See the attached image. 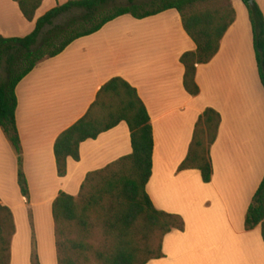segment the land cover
Returning a JSON list of instances; mask_svg holds the SVG:
<instances>
[{
  "label": "crops",
  "instance_id": "1",
  "mask_svg": "<svg viewBox=\"0 0 264 264\" xmlns=\"http://www.w3.org/2000/svg\"><path fill=\"white\" fill-rule=\"evenodd\" d=\"M61 1L44 0L36 19L66 2ZM256 1L264 13V0ZM231 3L236 20L219 52L209 63L197 64L198 96L186 91L181 62L182 55L197 46L175 9L143 19L118 17L40 62L18 84L16 120L30 198L20 192L17 156L0 127V201L12 209L16 221L18 198L35 229L32 237H22L16 223L11 264H32L34 243L40 264H57L53 201L60 192L77 196L89 173L133 152L130 129L121 122L82 142L80 161L70 157L67 175H58L57 138L88 112L101 87L114 77L136 88L151 118L153 169L146 191L158 210L185 220V231L172 230L164 237V256L147 264H264L262 226L245 228L248 209L264 180V86L248 10L241 0ZM34 28L35 21L26 20L16 2L0 0V35L24 37ZM207 108L222 117L209 150L210 183L198 169L179 171ZM47 217L48 247L38 228L39 220L48 222ZM21 241L25 251L19 257L15 244Z\"/></svg>",
  "mask_w": 264,
  "mask_h": 264
},
{
  "label": "trees",
  "instance_id": "2",
  "mask_svg": "<svg viewBox=\"0 0 264 264\" xmlns=\"http://www.w3.org/2000/svg\"><path fill=\"white\" fill-rule=\"evenodd\" d=\"M34 30L24 37L0 35V127L18 160V184L27 200L30 189L23 167L21 137L17 127L18 84L42 61L61 54L74 41L94 34L124 15L137 19L175 9L183 27L195 42L196 51L181 57L184 86L192 96L200 94L197 64L209 63L219 52L221 41L236 20L228 0H66L36 19L44 0H13ZM247 7L253 31L259 76L264 86V13L256 0H241ZM70 15L64 22L56 21ZM50 27V28H49ZM221 114L207 108L195 125L187 157L179 171L198 169L210 183L213 166L210 147L216 142ZM126 122L133 152L105 169L87 175L77 196L60 192L52 204L57 264H147L164 256V237L172 230L185 231L181 215L158 210L146 191L152 176L154 138L151 118L137 90L121 77L105 83L96 101L77 122L56 140L54 152L60 177L68 173V159L80 161V145ZM31 217V216H30ZM262 226L264 238V180L246 220V230ZM16 221L12 209L0 201V264H11ZM32 264H40L33 244Z\"/></svg>",
  "mask_w": 264,
  "mask_h": 264
},
{
  "label": "rangeland",
  "instance_id": "3",
  "mask_svg": "<svg viewBox=\"0 0 264 264\" xmlns=\"http://www.w3.org/2000/svg\"><path fill=\"white\" fill-rule=\"evenodd\" d=\"M128 1L129 0H115L114 1L115 2L114 4L115 5H125V4L128 3ZM135 1L138 2V3H148V2H151V1H154V0H135ZM224 3L225 4H228L229 2H228V0H225ZM61 4H64V3H61ZM69 17H70V15H66V16L58 19L56 21V23L64 22ZM16 202H17V205L19 206V208L16 211L17 212L16 223L18 222V225H19V228H20L22 237H25V235L29 237V234H31V237H32V234L34 235V230L33 229H35V226L32 227L30 225L31 222L29 223L28 209H27V212H25V210L18 203L19 202L18 198H16ZM47 221L48 222L44 221V223H42V224H41L40 220L38 222V228L41 229L42 232H44L43 235L46 238V239H44V237H42L43 238V244L46 247L49 246V243L47 242V240H50L49 218L48 217H47ZM21 243H22V241L20 243L17 242L18 246H16V244H15V251H16V254H18V256L20 255L19 257L23 256V251H25L24 250V245H22ZM45 250H47V249H45ZM50 250H51V248H50Z\"/></svg>",
  "mask_w": 264,
  "mask_h": 264
}]
</instances>
